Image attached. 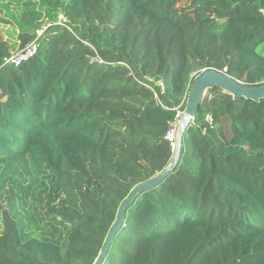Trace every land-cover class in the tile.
<instances>
[{"label": "trees", "instance_id": "1", "mask_svg": "<svg viewBox=\"0 0 264 264\" xmlns=\"http://www.w3.org/2000/svg\"><path fill=\"white\" fill-rule=\"evenodd\" d=\"M14 1L4 22L38 51L4 65L0 39V174L30 161L44 223L66 236L26 237L3 211L0 264H95L121 204L170 165L193 81L215 69L264 82V0ZM215 87L100 264H264V98Z\"/></svg>", "mask_w": 264, "mask_h": 264}, {"label": "rangeland", "instance_id": "2", "mask_svg": "<svg viewBox=\"0 0 264 264\" xmlns=\"http://www.w3.org/2000/svg\"><path fill=\"white\" fill-rule=\"evenodd\" d=\"M15 6L14 0H0V39L8 36V40L4 42L9 45V53L16 52L18 45L16 44V34L14 27L4 22L8 17L4 14V5L11 2ZM191 0H182L178 7L187 6ZM62 18V16H61ZM65 19V18H64ZM260 62H257L259 64ZM223 91L218 88L210 87L206 89L202 103L204 106H212L214 100L218 96H222ZM116 177L124 183H127L126 177ZM132 178V177H130ZM43 183L40 172L30 162L19 163L12 171L7 174H0V233L3 226V211H8L12 218L17 221L18 226L22 229L26 237H51L63 240L66 236L65 231H52L44 223V214L42 213L43 203L37 198L39 192L43 191Z\"/></svg>", "mask_w": 264, "mask_h": 264}, {"label": "water", "instance_id": "3", "mask_svg": "<svg viewBox=\"0 0 264 264\" xmlns=\"http://www.w3.org/2000/svg\"><path fill=\"white\" fill-rule=\"evenodd\" d=\"M216 85L220 86L221 88L224 89V91L228 92L231 95L243 96L249 99H256V100L264 98V82L256 86H247L239 82L235 78L231 77L227 73L215 69L205 70L199 77H197L190 86L187 102H186V108L183 111L181 119L179 120L178 123L179 131H178L177 147L174 151L170 165L151 180L135 187L133 191L130 193V195L126 198V200L121 204L118 212V218L114 226L111 228L109 235L103 245V248L97 260L95 261V264H100L101 261L103 260L109 248L110 242L114 236V233L121 226L124 218V213L129 207V205L132 203V201L134 200V197L143 190H146L152 187L153 185L157 184L172 169H174L177 166L181 151V140H182L183 132L188 126L193 124L206 89Z\"/></svg>", "mask_w": 264, "mask_h": 264}, {"label": "built area", "instance_id": "4", "mask_svg": "<svg viewBox=\"0 0 264 264\" xmlns=\"http://www.w3.org/2000/svg\"><path fill=\"white\" fill-rule=\"evenodd\" d=\"M38 51V43L37 41H32L28 44H26L24 47L16 52H12L7 54L3 58V64L4 65H12V66H20L22 63L28 61L32 57H34L37 54ZM183 114V111H179L177 114L176 119L171 122L170 128L166 134V139L168 143L170 144L171 149L173 152L175 151L177 147V139H178V123L181 119V116ZM210 123L212 124V118L210 116L207 117Z\"/></svg>", "mask_w": 264, "mask_h": 264}, {"label": "crops", "instance_id": "5", "mask_svg": "<svg viewBox=\"0 0 264 264\" xmlns=\"http://www.w3.org/2000/svg\"><path fill=\"white\" fill-rule=\"evenodd\" d=\"M3 41H5V40H8V36H5V38L4 39H2ZM9 46V45H8ZM19 49V48H18Z\"/></svg>", "mask_w": 264, "mask_h": 264}]
</instances>
